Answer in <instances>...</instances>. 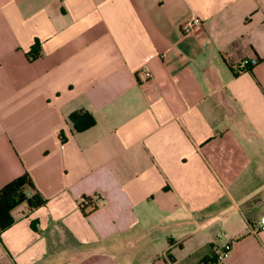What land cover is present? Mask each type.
<instances>
[{"label": "crops", "instance_id": "obj_1", "mask_svg": "<svg viewBox=\"0 0 264 264\" xmlns=\"http://www.w3.org/2000/svg\"><path fill=\"white\" fill-rule=\"evenodd\" d=\"M24 173L0 264H264V0H0V188Z\"/></svg>", "mask_w": 264, "mask_h": 264}, {"label": "trees", "instance_id": "obj_2", "mask_svg": "<svg viewBox=\"0 0 264 264\" xmlns=\"http://www.w3.org/2000/svg\"><path fill=\"white\" fill-rule=\"evenodd\" d=\"M37 55H39V47L36 45L34 46L33 56ZM68 119L72 122L76 131L84 130L95 123L92 114L85 110L70 113ZM27 192L31 194L27 195ZM22 202H26L29 210L35 209L44 203L42 195L36 190L26 173L15 177L0 188V233L13 223L11 210ZM79 206L83 211L87 208H96V204L89 197H82ZM213 260L204 259L199 264H213Z\"/></svg>", "mask_w": 264, "mask_h": 264}, {"label": "built area", "instance_id": "obj_3", "mask_svg": "<svg viewBox=\"0 0 264 264\" xmlns=\"http://www.w3.org/2000/svg\"><path fill=\"white\" fill-rule=\"evenodd\" d=\"M202 26H203L202 20L197 16H191L180 22V30L182 33H194L196 35H200L202 33ZM148 59L149 58H146V60ZM255 62L256 60L252 59L250 64H254ZM245 67L246 66L244 65L242 68ZM144 72L147 77H150V72L148 70H145ZM258 228L264 229V215L261 216L260 218V224ZM230 248L231 247L229 244L224 245L223 248L215 254V262L217 263L223 261L229 255Z\"/></svg>", "mask_w": 264, "mask_h": 264}]
</instances>
